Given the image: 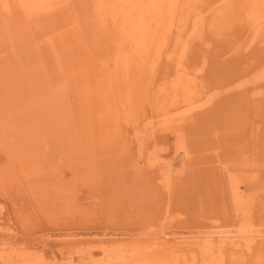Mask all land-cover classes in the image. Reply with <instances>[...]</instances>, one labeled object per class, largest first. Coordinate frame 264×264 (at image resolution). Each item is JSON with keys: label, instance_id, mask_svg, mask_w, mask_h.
I'll return each mask as SVG.
<instances>
[{"label": "rangeland", "instance_id": "1", "mask_svg": "<svg viewBox=\"0 0 264 264\" xmlns=\"http://www.w3.org/2000/svg\"><path fill=\"white\" fill-rule=\"evenodd\" d=\"M0 1V264H264V178L260 190L238 184L239 205L226 171L233 151L199 153L181 173L167 28L187 17L184 0H46L35 10ZM213 46L195 69L209 76L200 103H230L219 130L242 111L263 126L264 100L247 109L238 92L264 85V46Z\"/></svg>", "mask_w": 264, "mask_h": 264}, {"label": "bare ground", "instance_id": "2", "mask_svg": "<svg viewBox=\"0 0 264 264\" xmlns=\"http://www.w3.org/2000/svg\"><path fill=\"white\" fill-rule=\"evenodd\" d=\"M19 1L21 2L22 5L24 4L23 6L26 7L27 9L35 10L40 6L39 4H41L42 2H44L46 0H19ZM128 1H129L131 8L133 5L137 4V2L134 0H116V3L128 2ZM154 1H156V0H150L149 7L153 6V4L155 3ZM8 3H9V1H8ZM99 3H101V2H99ZM99 3L97 5L98 11L100 10V8H102V6ZM184 3L187 4V8H186L187 17L184 19V21L181 23V25L180 26H179V24L178 25H171L172 27L169 25L171 28L170 27L167 28L168 26L165 25V27L171 32V33L170 32L168 33V36H170V38L171 37L175 38V39L173 38L174 44H173V48H172V50L175 53L174 54L175 56H174V59H171L170 65H171V67L173 66L177 72H175V75L172 77V79L175 78V81L176 80L179 82L181 81L180 82L181 83V96H182L181 101H178L177 103H172V104H174V108L177 106L181 108V112L179 113V116L177 115L178 116L177 117L178 125L176 124L178 126V127L177 126L176 127H177V131H178V135L180 137L181 148H182L181 173L183 174L184 177H187V171L189 170L190 165L193 164V166H196V164L200 162L198 160L199 159V156H198L199 153H202V152L205 153V152L213 151L214 153H212V154H214L216 156V158L219 159L221 157H225V155L229 154V153L232 155L231 152L233 151L234 154H236V157L233 154L234 157H232V156L231 157L235 158V159L233 161H231L230 159H232V158H230V156L229 157L227 156V158H230L229 160L231 161L232 164L229 165L230 167H228L226 169V171L228 173V179L230 182L229 186L231 187L233 195L235 196L234 200H235V202L236 201L239 202L240 197L238 196L239 195L238 184L240 182L246 183L248 185L251 184L254 187L257 186L258 188L264 184V183L262 184V182H261V179L264 178V168H263L264 167V125L263 126L257 125L259 122L257 123V122H254V120L252 121V119H248L249 113L246 114L245 111H242L240 113L238 112L240 115H237L236 118L234 119V122H235L234 128H232L231 127L232 125L230 124L229 126L226 125L227 127L223 128L222 130L220 129L221 130L220 131L219 130L220 122H219V120L217 121V119H218V116L220 115L219 113L222 112L223 110L218 111V109H219V107L221 108L222 105L227 103V101L222 100V103H224V104H222L221 102L215 101V103L216 102L217 103L214 106H212L209 103L211 105V107L210 106L206 107L205 104L204 105L201 104L200 101L202 100V98L205 96V94L207 92L204 89V87L206 86V83H208L209 76L208 75L197 76V74H199L200 72L202 73V71H200L199 67H198L201 64V62H202V64L207 63V62H204L205 60H203V59H205V53H207V52L210 53L209 50H206V45L209 44L210 41L214 42V46L211 48L212 53L214 50H215L214 53L223 51L222 48L226 44H227V48L224 51H226V52L232 51L233 52L232 54H234V52L237 53V52L244 51V52L240 53L242 55H245V54L247 55V54H250L252 52H256V51H258L257 50L258 48L264 46V44H262V43H264V32H263L264 31V0H184ZM127 11H129V9H127ZM121 12H123V10H121ZM127 23L128 24L124 28V35H126V36L130 33V31H126V30L128 29V27L131 26L130 21ZM152 37L153 38L151 40L155 39L154 36H152ZM142 41H144V40H142ZM142 41H141V43H142ZM65 42H66V40H65ZM67 42H69V41H67ZM3 44H6V43H3ZM137 45H138V43H137ZM162 45H163V43H162ZM156 48H159V47H156ZM151 51H154V50L152 49ZM156 51H157V49H156ZM199 51H200V53H199ZM193 53H195L197 55H195L193 57V55H192ZM227 55L230 56L231 54H227ZM131 56H133V55H131ZM139 56H140V54H139ZM146 58H147V56H146ZM148 58H147V60H148ZM195 58H199V61H197L198 60L197 59L196 60L197 62L196 61L194 62ZM259 58H257V59H259ZM131 59H133V57ZM151 59H155V58H151ZM164 59H165V61L168 60V58H164ZM257 59H256V61H257ZM207 60H209V59H207ZM152 61L153 60H151V62ZM162 62H160V63H162ZM172 62H174V63H172ZM259 62H261V61H259ZM252 63H254V62L250 60L251 66H252ZM148 64H150V61H148ZM183 64L185 65L186 68L183 67L184 66ZM256 64H258V63H256ZM197 67H198L197 70L199 71V73L198 72L196 73L195 69ZM201 67L202 66H200V69H201ZM204 67L205 66H203V69H204ZM255 67H257V65ZM242 68H245V65ZM218 69H219V67H218ZM224 69L225 68H223V71H225ZM206 70H208V69H206ZM245 70L243 69V71H245ZM220 71H221V69H220ZM228 71H227V73H228ZM249 71H251V70H249ZM245 72H247V71H245ZM101 73H102V71H101ZM165 73H166V71H165ZM238 73H239V71H238ZM164 75L166 76V74H164ZM220 76L221 75H219V77ZM233 76H235V75L233 74ZM238 76L237 77L235 76L234 78L235 79L239 78ZM5 77H6V75H5ZM224 77H225V75H224ZM227 77H225V79H227ZM156 78H158V77H156ZM260 80H264V71L260 75ZM245 81H247V80H245ZM223 82H225V84H226L227 81L224 80ZM228 82H230V81L228 80ZM256 82H258V80ZM261 82L262 81L255 83L251 86H249L247 84V87H245V85H244L243 89H241L242 91L240 90L241 92L240 91L238 92V90L236 91L239 93V97L241 96V98H242L241 103L244 104V105L241 104L242 106L246 107L247 106L246 104H248L249 107H251L250 105H255L257 107H259V105H261V107H262V104H263L262 101L264 100V96L262 95V94H264L263 93L264 89H262V87L264 85ZM1 83H2V81H1ZM237 83H240V81ZM261 84L263 86H261ZM215 87H216V85H215ZM219 87H221V86H219ZM238 87H239V84H238ZM240 88H242V87H239V89ZM209 91H211V90H209ZM212 93L213 92L211 91V94ZM228 94H230V92ZM228 94H227V96H228ZM219 95H220V93L218 94V96ZM256 95H258V96H256ZM237 96H238V94H237ZM220 98H222V96ZM219 100L220 99L218 98V101ZM226 100H228V99H226ZM237 100H238V97H237L236 101ZM209 101H212V100L209 99ZM234 102H233V104H235ZM162 103L164 104V102H162ZM212 103H213V101H212ZM206 104H208V101L206 102ZM229 104L230 103H227L225 105L226 106L225 108H228L227 105H229ZM161 107H162V105H161ZM166 107H168V106H166ZM174 108H172V110ZM251 108H253V107H251ZM238 109H239V107H238ZM244 109L242 108V110H244ZM161 110H162V108H161ZM167 110H169V108ZM252 110H254V109H252ZM261 110H262V108H261ZM227 111H225V113ZM247 112H249V111H247ZM173 113L175 114V111ZM222 114H223V112H222ZM227 114H224L225 115L224 117H226ZM228 116H229V114H228ZM159 117H161V116H159ZM171 117L172 116L170 115V118ZM219 117L221 118V116H219ZM230 117H232V115ZM164 119H166V118L164 117ZM221 119H223V118H221ZM230 119L233 120L232 118H230ZM171 121L172 120L170 119V122ZM174 121H176V120H174ZM216 122H219V124H216ZM229 122L230 121H228V123ZM149 123L151 124L150 120H149ZM149 123H148V125H149ZM221 123L225 124V122H221ZM167 125L169 126L170 124H167ZM153 126H154V124H153ZM230 128H232V129H230ZM167 129H168V127H167ZM168 132L169 131H167L165 133L167 134ZM167 137H168V135H167ZM161 140L162 141H160V142H163V144H164L165 138L164 139L162 138ZM160 151H162V150H160ZM162 152H164V151H162ZM212 154H210L209 156H214ZM223 159L225 160V158H223ZM166 163H167V161H166ZM168 163L170 164V162H168ZM226 163H228V162H226ZM226 163H222V164L225 165ZM248 167H250L251 170H254V173L251 174L249 172ZM168 183H169V181H168ZM262 187H261L262 188L261 191L264 190V185ZM261 188H259L257 190H260ZM261 191H259V193ZM253 192H254V190H253ZM249 197L250 196H248V198H247V201H246L247 203L250 199ZM251 197H253V196H251ZM254 197H255V195H254ZM241 200H243V199H241ZM250 200H252V199H250ZM261 201H263V200H261ZM244 202L242 203L243 205H244ZM252 203L254 204L255 202L253 201ZM239 205H241V202H239ZM245 205H247V204H245ZM238 207L240 208V206H238ZM247 207H249V206H247ZM243 208H245V210H246V207H243ZM256 210H257V208H256ZM253 213H255V212H253ZM250 215L251 214L249 213V216ZM249 216H248V218H249ZM256 218H258V217H256ZM197 238H199V237H197ZM204 241H206V243L205 242L204 243L207 244V240L205 239ZM204 243H203V245H204ZM209 243L207 244V246L209 245ZM211 246H209V247H211ZM213 246H215V245L213 244ZM209 247H208V251L212 250ZM200 248H201V246H200ZM201 250L204 251V249H201ZM204 253H205V251H204ZM207 255H208V253H207ZM193 260L195 261V259H193ZM203 261L205 264V262L207 260H203ZM210 261H212V260H210ZM38 262H37V264H38ZM166 264H169V263L166 262ZM208 264H210V262Z\"/></svg>", "mask_w": 264, "mask_h": 264}]
</instances>
